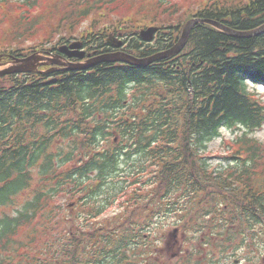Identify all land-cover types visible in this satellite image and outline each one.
Masks as SVG:
<instances>
[{
  "label": "trees",
  "instance_id": "trees-1",
  "mask_svg": "<svg viewBox=\"0 0 264 264\" xmlns=\"http://www.w3.org/2000/svg\"><path fill=\"white\" fill-rule=\"evenodd\" d=\"M146 1L65 5L67 18L53 26L58 45L100 8L141 58L174 46L193 18L246 33L264 26V0H200L186 13L178 0ZM42 2H22L0 54L20 58L52 42L36 37L43 19L31 13ZM152 25L156 40L142 42L139 30ZM96 29V50L112 51L110 31ZM21 41L37 44L21 50ZM249 84L264 86V33L237 38L206 24L181 54L149 66L1 76L0 264H124L129 219L95 222L117 204L164 207L212 237L264 223V144L251 137L264 127V101ZM224 129L243 133L228 163L211 170L206 151Z\"/></svg>",
  "mask_w": 264,
  "mask_h": 264
},
{
  "label": "flooded vegetation",
  "instance_id": "flooded-vegetation-1",
  "mask_svg": "<svg viewBox=\"0 0 264 264\" xmlns=\"http://www.w3.org/2000/svg\"><path fill=\"white\" fill-rule=\"evenodd\" d=\"M80 41L86 53L83 62L95 57V41ZM62 61L69 64L80 60L63 55ZM90 71L95 73V67ZM164 210L135 209L127 216L125 264H264V223L254 225L251 231H246V226L230 224L228 228L244 229L239 235L224 229L220 238H212L211 231H204L199 223L165 222L169 216L163 214ZM185 230H190V236ZM187 241L189 250L184 249Z\"/></svg>",
  "mask_w": 264,
  "mask_h": 264
},
{
  "label": "rangeland",
  "instance_id": "rangeland-1",
  "mask_svg": "<svg viewBox=\"0 0 264 264\" xmlns=\"http://www.w3.org/2000/svg\"><path fill=\"white\" fill-rule=\"evenodd\" d=\"M5 1V0H4ZM24 0H7L6 3H0V50L4 47V42L8 39V35L12 31H16V27L19 25L17 22L21 21V9H24L25 5H23ZM43 1L42 4H38V8L36 9L33 14V16H39L43 19V23L40 25V28L37 32V39L39 40H46L50 37H52V42L50 44H47L43 50L40 51H48L52 47H55L59 43V36L60 34H54L53 26L55 23H58L62 17L64 19L67 18L69 12V8L66 10L64 7L65 5H69L70 3H74L75 5H78L81 3V0H41ZM91 2L96 0H90ZM200 0H178L177 5L179 7V10H182V12L186 13L189 12V10H194L195 7L198 6ZM156 0H147L143 7L146 6H155ZM25 10V9H24ZM104 11V12H102ZM125 13L128 15L136 14V10H132L130 12H127L124 10ZM24 15L27 16V13L25 12ZM107 11L105 9H98L94 11L89 19H87L80 27H77L75 31L72 33L71 36L80 38L81 35H85L86 32H89L90 30H93L94 32L97 31L96 27H100L101 31L109 30L110 34L114 33L113 29L116 26L110 25L108 27L107 23ZM174 17V16H173ZM178 17V16H177ZM106 21V22H105ZM96 23V25H95ZM15 24V26H14ZM66 38L69 37V32H66L65 35ZM37 43H25L21 41V45L19 48L21 50H24L26 47H34ZM44 47V46H43ZM4 50V49H2ZM9 51V49L7 50ZM3 69V67H0V71ZM249 88L252 92L257 94L261 100L264 101V86L262 85H255V84H249ZM242 130L234 129V130H222V134L219 138L211 142L208 146V150L206 151L205 157H208L209 164L212 166L211 170L216 167H220L222 165H225L227 162L226 158L232 154L234 148L233 143L236 142V138L238 135L242 134ZM251 137L258 140L260 143L264 144V127L251 134ZM118 204L115 206V208H112L106 216L111 217L114 215L115 212H118L119 209ZM172 230L170 231V233Z\"/></svg>",
  "mask_w": 264,
  "mask_h": 264
},
{
  "label": "water",
  "instance_id": "water-1",
  "mask_svg": "<svg viewBox=\"0 0 264 264\" xmlns=\"http://www.w3.org/2000/svg\"><path fill=\"white\" fill-rule=\"evenodd\" d=\"M203 23L211 25L225 33H227L230 36H234L237 38L242 37H252L257 36L262 33H264V26H262L259 29H256L252 32H238L235 30L230 29L229 27H226L216 21L213 20H205L201 18L193 19L189 21L186 26L183 29L182 36L178 43L173 46L171 49L160 52L158 54H155L148 58H137L135 56L126 54V53H113V54H104L100 55L98 57L93 58L92 60L88 61L84 65L80 64H74L70 65L68 67L69 70L75 71V70H84L91 68L93 66H96L101 63H126L128 65L132 66H148L155 62L167 59L169 57L175 56L180 54L183 49L186 47L190 33L193 29V27L196 24ZM158 28L151 27L147 30H144L141 32V38L146 42H151L154 39L155 34L158 32ZM113 46L119 48L122 47V42H111ZM81 43H74L70 47H61L60 51L64 54H68L70 57H78L83 59L84 58V52H81ZM60 58V57H59ZM1 60V57H0ZM64 65L58 58L53 59L47 56H43L40 54H34L29 57L23 58V59H14L11 66L3 71H0V76L3 75H13V74H20V73H34V72H40V67L44 66H50V65Z\"/></svg>",
  "mask_w": 264,
  "mask_h": 264
}]
</instances>
